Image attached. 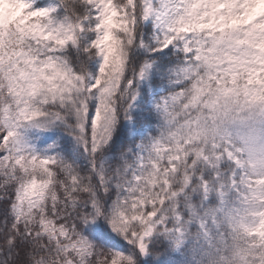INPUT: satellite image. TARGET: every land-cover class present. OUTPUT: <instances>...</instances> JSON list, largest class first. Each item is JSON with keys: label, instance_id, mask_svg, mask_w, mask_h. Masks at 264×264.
I'll return each mask as SVG.
<instances>
[{"label": "snow or ice", "instance_id": "1", "mask_svg": "<svg viewBox=\"0 0 264 264\" xmlns=\"http://www.w3.org/2000/svg\"><path fill=\"white\" fill-rule=\"evenodd\" d=\"M0 264H264V0H0Z\"/></svg>", "mask_w": 264, "mask_h": 264}]
</instances>
